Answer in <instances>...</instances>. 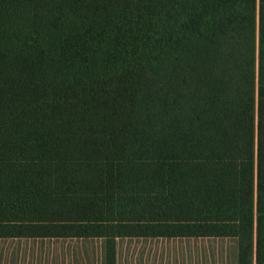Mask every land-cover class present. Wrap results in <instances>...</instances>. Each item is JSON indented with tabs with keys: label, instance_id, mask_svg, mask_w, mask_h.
I'll return each instance as SVG.
<instances>
[{
	"label": "trees",
	"instance_id": "trees-1",
	"mask_svg": "<svg viewBox=\"0 0 264 264\" xmlns=\"http://www.w3.org/2000/svg\"><path fill=\"white\" fill-rule=\"evenodd\" d=\"M0 162H43L56 197L104 220L0 222L2 239L236 242L264 264V0H0ZM238 164L228 221L124 222L117 198L165 195L172 163Z\"/></svg>",
	"mask_w": 264,
	"mask_h": 264
},
{
	"label": "rangeland",
	"instance_id": "rangeland-1",
	"mask_svg": "<svg viewBox=\"0 0 264 264\" xmlns=\"http://www.w3.org/2000/svg\"><path fill=\"white\" fill-rule=\"evenodd\" d=\"M43 162H0V222L104 220V199L56 197ZM238 164L172 163L165 195L117 198L124 222L228 221L237 212ZM99 239H2L0 264H103ZM234 239L127 238L118 264H236Z\"/></svg>",
	"mask_w": 264,
	"mask_h": 264
}]
</instances>
